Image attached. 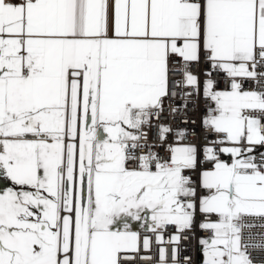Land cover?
I'll return each mask as SVG.
<instances>
[{"label": "snow or ice", "instance_id": "1", "mask_svg": "<svg viewBox=\"0 0 264 264\" xmlns=\"http://www.w3.org/2000/svg\"><path fill=\"white\" fill-rule=\"evenodd\" d=\"M0 184V264H264V0H0Z\"/></svg>", "mask_w": 264, "mask_h": 264}, {"label": "built area", "instance_id": "2", "mask_svg": "<svg viewBox=\"0 0 264 264\" xmlns=\"http://www.w3.org/2000/svg\"><path fill=\"white\" fill-rule=\"evenodd\" d=\"M196 69L193 68V71H195ZM176 78L179 77V74L176 73V74H173ZM227 85L221 81L220 83V87L223 88V87H226ZM201 105H202V101H201ZM200 114H201V108L198 107L196 111H192L191 109L189 110L188 112V115L191 117L192 120H195L196 121V125L195 127H199V120H200ZM173 124L176 123V121H173L172 122ZM191 257L192 259V264H196L197 262V259H198V255H197V251H196V244H195V241H192L190 243L187 244V249H186V256L184 258V261H185V264H186V260H187V257ZM169 258H170V249H169ZM135 264H153V261L151 260H143V259H137Z\"/></svg>", "mask_w": 264, "mask_h": 264}, {"label": "rangeland", "instance_id": "3", "mask_svg": "<svg viewBox=\"0 0 264 264\" xmlns=\"http://www.w3.org/2000/svg\"><path fill=\"white\" fill-rule=\"evenodd\" d=\"M3 186H5V185L0 184V187H3Z\"/></svg>", "mask_w": 264, "mask_h": 264}]
</instances>
